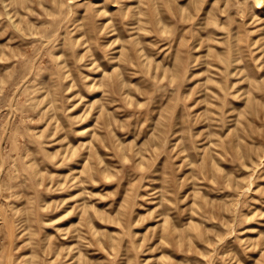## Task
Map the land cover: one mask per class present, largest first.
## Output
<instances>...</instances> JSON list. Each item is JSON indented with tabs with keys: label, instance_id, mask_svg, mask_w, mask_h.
I'll use <instances>...</instances> for the list:
<instances>
[{
	"label": "rangeland",
	"instance_id": "rangeland-1",
	"mask_svg": "<svg viewBox=\"0 0 264 264\" xmlns=\"http://www.w3.org/2000/svg\"><path fill=\"white\" fill-rule=\"evenodd\" d=\"M0 264H264V0H0Z\"/></svg>",
	"mask_w": 264,
	"mask_h": 264
}]
</instances>
